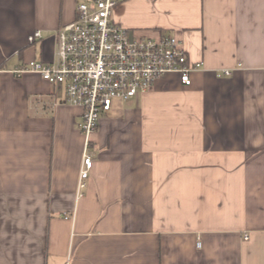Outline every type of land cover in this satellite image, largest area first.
I'll return each mask as SVG.
<instances>
[{
  "label": "crops",
  "instance_id": "obj_1",
  "mask_svg": "<svg viewBox=\"0 0 264 264\" xmlns=\"http://www.w3.org/2000/svg\"><path fill=\"white\" fill-rule=\"evenodd\" d=\"M74 18V0H0V264H264V0L121 2L130 37H175L200 66L88 145L62 87L13 75Z\"/></svg>",
  "mask_w": 264,
  "mask_h": 264
},
{
  "label": "built area",
  "instance_id": "obj_2",
  "mask_svg": "<svg viewBox=\"0 0 264 264\" xmlns=\"http://www.w3.org/2000/svg\"><path fill=\"white\" fill-rule=\"evenodd\" d=\"M123 1L74 0V20L56 32L54 60L30 61L13 71L15 77L37 74L64 89L65 102L81 109L79 130L86 145L100 118L112 111L114 101L135 99L170 74L178 76L183 86H190L191 74L200 66L189 62L175 37L131 39L113 18ZM39 37L36 32L28 40L33 43ZM92 166V158L84 153L79 190L85 187ZM244 239H248L246 235Z\"/></svg>",
  "mask_w": 264,
  "mask_h": 264
},
{
  "label": "rangeland",
  "instance_id": "obj_3",
  "mask_svg": "<svg viewBox=\"0 0 264 264\" xmlns=\"http://www.w3.org/2000/svg\"><path fill=\"white\" fill-rule=\"evenodd\" d=\"M130 37V36H129ZM131 39H133L132 37H130ZM134 104L133 100H116L114 101V105H113V110L111 113H118L123 111L125 108L132 106Z\"/></svg>",
  "mask_w": 264,
  "mask_h": 264
}]
</instances>
